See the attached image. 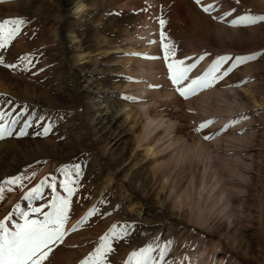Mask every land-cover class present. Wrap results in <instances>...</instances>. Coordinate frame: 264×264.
<instances>
[{"label":"rangeland","instance_id":"obj_1","mask_svg":"<svg viewBox=\"0 0 264 264\" xmlns=\"http://www.w3.org/2000/svg\"><path fill=\"white\" fill-rule=\"evenodd\" d=\"M76 1L0 0V22L16 18L27 22L20 35L0 49V108L19 112L27 106L29 113L53 122V130L46 137L35 135L40 129L34 127L27 136L0 140V186L5 185L7 168L13 163L18 169L16 175L25 177V191L17 204L30 210L51 199L52 191L47 187L42 200L23 198L41 181L50 183L55 178L56 191L63 195L60 169L79 165L83 172L65 226L69 235L45 264H83L113 226L117 231L127 226L129 231L123 238L113 239L106 264H128L133 251L153 242L170 244L167 260L179 264H207L212 256L211 264H264V21L230 25L240 15L264 16V2L158 0L152 4L148 0H103V4L88 8L86 14L67 16L63 21L68 7ZM205 7L210 11H203ZM160 19L165 21L163 28ZM161 32L167 37L165 42L174 45L176 59L196 63L190 79L203 75L221 56L255 55L256 59L185 100L168 78ZM72 35L82 42L70 50L66 41ZM152 35L158 43L152 59L144 60L151 67L146 65V70L138 72L136 62H141L143 48L126 41L131 37L139 42ZM101 38L108 39L110 46H98ZM201 56L205 57L202 61L198 59ZM21 57L30 58V71L23 70ZM140 77L145 78L143 83ZM82 79L89 82L93 92L76 89ZM146 84L150 88L144 110L149 113L145 115L143 110L141 116H134L131 109L139 108L138 98L145 94ZM134 85L138 89L132 90ZM25 89L32 96H26ZM94 94L105 100L99 103L90 99ZM235 100L240 106L227 114ZM105 111H116L121 122L125 121L121 125L123 139L114 150L126 154L121 165L113 162L111 146L106 139L97 140L83 115ZM151 119L157 128L146 135L143 126ZM209 120L214 123L197 131ZM234 120L237 123L231 124ZM166 122H171L167 132ZM206 135L209 140L204 139ZM140 136L149 141L139 142ZM199 143L210 154L206 160L177 163L182 151ZM44 154L50 157L49 163L40 160ZM236 158L243 161L245 180L221 169L224 160L238 166ZM207 170V188L214 189V195L208 200L211 192L204 194L202 207L209 209L211 205L214 223L232 224L229 237L193 224L187 202L182 209L176 206L177 196L190 187L191 180L198 191ZM111 174L115 179L109 183ZM222 198L230 210L221 208ZM213 204L218 205L215 208ZM94 207L96 215L81 226ZM9 215L13 216L9 223H16L14 210L0 220ZM215 247L217 250L212 251ZM204 256L207 259H202Z\"/></svg>","mask_w":264,"mask_h":264},{"label":"snow or ice","instance_id":"obj_2","mask_svg":"<svg viewBox=\"0 0 264 264\" xmlns=\"http://www.w3.org/2000/svg\"><path fill=\"white\" fill-rule=\"evenodd\" d=\"M199 2L200 0H197V3ZM203 11L207 13L210 8L205 7ZM228 15H231V13H228ZM261 21H264V16L245 14L232 19L230 25L234 27L249 26ZM26 23L24 19L20 18L4 19L0 22V49L7 48L20 35ZM159 25L163 28L165 21L160 19ZM161 39L163 58L169 72L168 78L179 96L185 100L205 89L212 88L235 68L256 59L255 55L221 56L214 60L211 67L203 75L190 79L189 74L196 67V63L186 64L185 60L176 59V49L171 42H165L167 37L164 36L163 32H161ZM204 58V56H201L198 59L202 61ZM20 59L23 63V70L30 71L32 66L30 58L21 57ZM229 61H232V63L227 68H223ZM0 63H3V61H0ZM5 67L15 69L18 65L5 64ZM222 68L223 70H221ZM8 103H11V101H8ZM244 118L246 119V117ZM212 123L214 121L209 120L207 123L200 124L197 131L203 130ZM236 123L235 120L231 121V124ZM41 125L43 126L41 127ZM34 127L40 129L34 133L35 135L46 137L53 130V122L46 117L29 113L27 106L22 107L19 112H15V108L11 110L0 108V140L14 135L17 138L27 136L28 130ZM204 139L209 140L210 137L206 135ZM60 171L64 176L60 184L63 195L56 191L55 178L50 183L45 179L37 187L28 191L23 198L29 202L42 200L44 199L43 189L47 187L52 191L49 201L42 207H31L30 210L22 209L19 204L15 205L14 213L17 222L14 224L9 223L13 219L12 215L0 220V264H45L54 248L64 243L69 235L65 226L70 219L73 197L80 186L83 172L79 165L62 168ZM24 179L23 176H16L7 180L6 184L19 186ZM5 191L6 189L0 186V200L4 199ZM7 191H12V187L7 188ZM96 213L97 208L94 207L83 218L81 226L95 216ZM72 231H76V228L74 227ZM128 231L127 226H124L121 231H117L116 227L113 226L111 232L102 238L100 246L83 261V264H106L107 257L112 252L113 239L123 238ZM170 247V244L161 246L156 242L150 243L138 251H133L128 257V264H175V261L170 262L167 260Z\"/></svg>","mask_w":264,"mask_h":264},{"label":"bare ground","instance_id":"obj_3","mask_svg":"<svg viewBox=\"0 0 264 264\" xmlns=\"http://www.w3.org/2000/svg\"><path fill=\"white\" fill-rule=\"evenodd\" d=\"M148 1H150L152 4H157L158 0H148ZM256 1L258 3L259 2H264V0H256ZM102 2H103V0H77L74 4H70V6L67 9L66 16L63 17L62 20L66 21L67 16H70V17L72 16L73 17V16H77V15H81V14L82 15L86 14L88 8L91 9V7H93L94 5H98V4L102 3ZM147 37H149V36H147ZM147 37L145 39L140 40L139 42L132 41L133 39L131 37L128 38L127 41H126L131 46H134V45L137 44V45H139V46H141L143 48L142 57L140 59L141 62H138V61L136 62L137 63V67H138L137 68L138 72H140L142 70H146L145 69L146 65L149 66L148 62H144V60L149 61L150 59H152L151 55H153V53L155 51V45L158 43L155 35H152V38L150 36L149 39ZM81 42L82 41L80 39H78L77 36L72 35V36H70L67 39L66 45L71 50L72 48H75V45L81 44ZM100 45H105V46L109 47L110 46L109 40L106 39V38H101L99 40V42H98V46H100ZM24 53H26L25 50H24ZM147 55H148L149 58L146 57ZM149 67H151V66H149ZM143 79H145V78L140 77V82L141 83L144 82ZM150 79H154V78L150 77ZM80 81H82V83H81L82 85L81 84L78 85V88L76 87L77 90L80 91V89H84V90L87 89V90H91V92L94 91L92 88H90L89 85H87L89 82H87L84 79H82ZM95 84L97 85L96 82H95ZM137 86L138 85H134V86L131 87V89L132 90H136V89H138ZM146 86H147V90L145 91V94L138 98L139 99L138 100L139 101V106H138L139 108L131 109V111L133 112L132 114L134 116H141L142 115L141 112L144 110L145 107H147L146 106V104H147L146 100L148 99V97H146L147 96L146 93H147L148 89L150 88V84H146ZM24 94L26 96H28V97L32 96V94L27 89H25ZM96 96H97V94H94L93 96H90V99L91 98L97 99V101H99V103L102 102V98L105 100L104 97H101V96H97L96 97ZM104 100H103V102H104ZM204 101H206V100H204ZM234 102H235L234 103V107L228 108L227 111H226L227 114H230L231 112L233 113V111H235V109H237V107L240 106L239 103L237 102V100H235ZM204 104H206V103H204ZM98 105H100V104H98ZM143 112H145L144 114L147 115L149 113V110L147 109V110H144ZM83 115H84V118L87 119V121L89 123V126L91 128V131H92L93 135L95 137H97V140L104 141V142L107 141V143L111 146L110 155L113 158V162L116 165H121V163L125 159L126 154H123V155L116 154L114 152V150L119 147L120 142L123 139V133L121 131L122 130L121 125H123L125 121L123 120L121 122V117L116 111H111V112L110 111H105L104 114L103 113H98V114H93V115L87 114V113L84 112ZM154 124H155V121L153 119H151L149 123H147L146 125L143 126V129L146 130L145 131L146 135H150L156 130L157 125L154 126ZM164 125L166 126L165 132H167L168 129L171 128V122H166V123H164ZM98 135L101 136V137L98 138ZM102 138L106 139V141L103 140ZM142 140L148 142L149 138H144V137L140 136L138 138V141L142 142ZM100 141H98V142H100ZM237 141L238 142H242L240 140H237ZM148 151L150 152V150H148ZM207 155L209 156L210 154H208L206 148L201 146V144L199 143L198 146H196L194 149L187 150L186 152L182 151L180 153V155L178 156L177 163L180 164V165H186V164H188V162H190L192 160H200V159L208 158ZM211 157H212V155H211ZM9 158H10V156H9ZM12 158L15 159L14 155H12ZM39 158L44 163H49L50 162V157L48 156V154L47 155L44 154L42 157H39ZM204 160H206V159H204ZM235 160L237 161L236 163H237L238 166H233L232 164H230V162L225 161V160L222 161V162L219 161V162H221V169L223 170V172H228L230 176H236V177H238L241 180H245L246 176L243 174L242 167H241V166L244 165L243 161H241L242 159L240 160L239 158H236ZM7 164H9V163L7 162ZM10 164H12L13 166L12 167L9 166L7 168V173H6L7 180L16 177L17 176L16 173H18V169H16L14 164L13 163H10ZM241 164H243V165H241ZM207 165H208L207 167H209V164H207ZM210 172H211V170H210ZM207 175H208V170H207V172H204V174L202 175L203 177H202V179L200 181V188L197 189L198 191H196V188L194 186L195 184H194L193 180H191L190 187L187 190L185 189V191H183L181 194H179L177 196V205L176 206H179L180 209H182L185 206L186 202H187L188 205L190 206V217H191V222L193 224L198 225V226H202V227L206 226L207 228H211L213 231L221 233V234L226 235V236L227 235H231V234H233V232H232V224L231 223H228V224L227 223H223V222L222 223H214L212 221L211 215H210L211 214L210 211L212 210L211 205L208 204L210 206L209 209H206V208L202 207L203 195L204 194H208L209 192H211V193H209V195H207V197H208L207 199L208 200H210L211 197H213V195H214V189H213V192H212V190H208V188H207V182H206ZM114 179H115L114 174H111L110 177H109V183L112 182ZM168 179L166 178L165 181L168 180ZM219 183H220V181H219ZM222 185L225 186V184L224 183L222 184V182H221V185H220L221 187L218 186V185H217V187L223 188ZM3 187L6 189V191H5L4 199L0 200V218L4 217L6 214L12 212V210L15 209V205H17V201L23 195V190L25 189L22 182H21V184L19 186H9V185H7L5 183V185ZM9 187H12V191H10V192L7 191V188H9ZM163 187H164V185H163ZM220 188H218V189L220 190ZM209 189H211V188H209ZM222 193H223V191H222ZM223 200H224V198L221 199V201H222L221 202V204H222L221 208L224 207L223 210H228V209L230 210V208L228 206H226V204H223V202H224ZM216 205H218V204H216ZM216 205L213 204V206H215V208H216ZM222 214H225V213H222ZM213 215H215V214L213 213L212 216ZM215 216H217V215H215ZM217 217L219 219H221L219 216H217ZM227 237H229V236H227ZM217 248L215 247L212 251H216ZM204 258H205V256L202 257V259H204ZM205 259H207V258H205ZM212 259H213V256H212ZM212 259L211 258L208 259L207 260V264H211L212 263ZM175 264H179V262H175Z\"/></svg>","mask_w":264,"mask_h":264}]
</instances>
